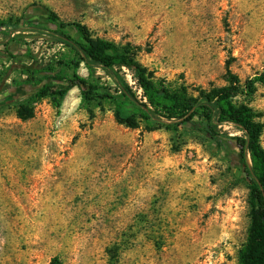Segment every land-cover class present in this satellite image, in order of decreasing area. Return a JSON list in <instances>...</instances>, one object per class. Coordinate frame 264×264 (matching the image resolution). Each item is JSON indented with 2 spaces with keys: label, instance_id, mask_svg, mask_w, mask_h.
Returning a JSON list of instances; mask_svg holds the SVG:
<instances>
[{
  "label": "rangeland",
  "instance_id": "obj_1",
  "mask_svg": "<svg viewBox=\"0 0 264 264\" xmlns=\"http://www.w3.org/2000/svg\"><path fill=\"white\" fill-rule=\"evenodd\" d=\"M45 9L140 46L139 61L173 86H221L227 71L243 80L264 68V0H0L1 19L43 21ZM22 33L39 57L62 51ZM11 60L0 54V94L25 77ZM18 103L0 106V264H238L249 188L237 149L184 128L126 127L111 102L91 114L76 87L59 107L35 101L27 120ZM248 104L264 148V85Z\"/></svg>",
  "mask_w": 264,
  "mask_h": 264
},
{
  "label": "trees",
  "instance_id": "obj_2",
  "mask_svg": "<svg viewBox=\"0 0 264 264\" xmlns=\"http://www.w3.org/2000/svg\"><path fill=\"white\" fill-rule=\"evenodd\" d=\"M45 10L43 21L24 15L0 18V54L18 61L13 68L25 76L8 95L0 94V106L19 102L15 115L27 120L34 116L35 101L48 98L59 107L67 91L76 87L91 114V104L100 107L111 102L114 120L126 127L144 123L148 130L184 128L200 133L205 140L217 141L228 153L237 149L241 175L249 188V224L237 263L264 264L263 126L259 113L248 104L257 85H264V68L243 80L227 71L221 86H173L156 78L139 61L140 46L94 36L84 24L64 22L54 11ZM24 31L46 37L50 45H59L62 51L39 57L29 47L33 41H24ZM80 64L86 76L78 72ZM126 105L131 107L128 113L124 112ZM225 126L236 128L240 135H229ZM51 264H60L57 256Z\"/></svg>",
  "mask_w": 264,
  "mask_h": 264
}]
</instances>
